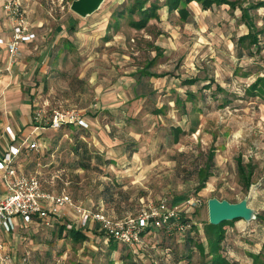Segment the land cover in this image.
<instances>
[{
  "label": "rangeland",
  "instance_id": "obj_1",
  "mask_svg": "<svg viewBox=\"0 0 264 264\" xmlns=\"http://www.w3.org/2000/svg\"><path fill=\"white\" fill-rule=\"evenodd\" d=\"M132 1L105 0L92 15L81 17L71 10V0H21L36 37L22 44L15 63L9 57L15 81L5 85L3 74L9 71H1L0 100L9 103L0 104V114L7 122L21 124L19 134L27 138L25 128L30 131L38 124L37 111L41 110L42 122L54 109L81 112L88 128L66 124L55 130L42 125L45 128L38 130L40 135L32 137L38 148L28 150L21 145L22 153L17 157L20 171L38 176L48 191L71 193L83 207L105 210L118 219L136 217L147 203L156 204L160 198L179 204L185 198L199 197L203 204L194 210L185 208L184 214L196 222L204 243L210 197L234 202L248 197L250 206L264 215V94H246L248 86L264 73V39L261 37L260 51L253 47V56L246 50L239 54L234 40L248 28L240 21V9L232 11L226 4L203 10L193 2L189 22L174 12L168 19L163 15V20H150L143 29L130 27L126 17L114 23L113 13ZM252 12L261 26L264 7ZM1 14L11 22L4 29L9 38L12 19ZM152 46L162 48L152 70L165 75L146 80L158 90L153 98H134V72L156 55ZM192 76L202 80L182 84L184 78ZM210 80L211 87H204ZM217 84L226 92L215 95ZM186 90L197 94V108L192 110L193 102L187 101V114L175 103L177 94L186 98ZM226 96L231 101L221 105ZM163 104L165 114L155 115L152 109ZM192 120L199 121L194 132L190 129ZM0 121L5 120L0 117ZM176 125L185 130L178 142L169 131ZM78 139L112 163L93 159V167L81 168L74 150ZM210 148L216 153L214 175L205 188L196 191V167L206 161ZM239 156L255 166L248 191L239 181ZM108 184H119L114 187L113 198L104 194ZM247 222L261 221L231 220L224 226L225 230L234 227L235 242H230L239 250L241 242L254 244L252 237L243 236L236 228ZM31 225L22 226L15 235L3 233L4 252L10 254L12 264H107L108 239L100 228L92 227L88 240L75 243L64 233L60 236L55 224ZM163 237L161 229L150 232L146 244L143 237L148 264L166 260ZM179 238L176 241L180 244ZM119 256L120 250L112 253L113 260L121 264ZM193 257L195 261L201 259L198 252ZM166 262L174 264L171 259Z\"/></svg>",
  "mask_w": 264,
  "mask_h": 264
},
{
  "label": "trees",
  "instance_id": "obj_2",
  "mask_svg": "<svg viewBox=\"0 0 264 264\" xmlns=\"http://www.w3.org/2000/svg\"><path fill=\"white\" fill-rule=\"evenodd\" d=\"M244 1H247L248 4L244 5ZM192 2H197L203 10L212 9L214 6H220L223 4L229 5L232 11H235L239 8L241 11L240 21L246 24L248 28L247 33L240 35L234 40L239 54L243 55V51L246 50L250 56H253L254 46H256V52L261 50L260 41L261 37L264 39V21L263 24L259 26L252 11L257 10L260 7H264V0H164L163 3H160L159 0H133L128 6L125 5L120 10L115 11L112 17L115 23L119 22L120 18L127 17L129 26L142 29L148 26L151 19L160 18V9L163 6H167L170 13L177 11L180 19L182 21H186L191 14L189 5ZM152 47L157 51V54L151 59L148 58L144 65L138 68L134 73V76L136 77V84H138L139 87L136 97L140 99L147 96L151 97L156 93V90L150 87L151 83L146 81L148 78H159L164 77L165 75L164 73H158L152 70V67L162 52V48L160 46ZM247 75V73L241 74V76ZM205 78L207 77L205 76L203 79ZM200 80H202L200 76L187 77L182 80V84L192 85L199 82ZM212 83L213 81L210 80V82L205 84L204 87H211ZM217 92H226V89L220 84H217L216 92H214V94L216 95ZM258 93L264 94V75L257 76L256 79L246 89V94L248 96H254ZM201 97H204L203 93L201 94ZM187 101L193 102L192 110L197 108V94L192 90H186V98H183L180 94H177L175 103L178 107L182 108V113L186 114L188 113L186 105ZM230 101L231 100L226 96L223 98L221 105L225 106ZM165 111V104H163L161 107L156 106L152 109V112L155 115L165 114ZM198 124V120H192V125L190 127L191 132L196 131ZM62 127H64V125ZM169 131L174 137V142H178L180 140L181 134L185 133L184 128L180 125L171 126ZM74 150L79 155L78 165L81 168L88 169L93 167L91 164L93 159L101 163H112V160L103 158L102 154L99 152L94 154L89 148L88 144L86 142H82V140H77V145L74 146ZM215 155V148H210L207 153L206 161L196 167V175L198 180L196 191H200L205 188L209 178L214 175ZM237 172L239 175L240 184L243 186L245 191H248L253 184L255 166L251 163V161L245 163L243 158L240 156L237 159ZM117 185L119 184H108L104 189V194L106 196H108L109 193L113 194L114 187ZM118 193L121 194L123 192L119 191ZM74 200L76 201L75 198ZM257 218L264 224V215L258 214ZM237 220L240 219H236L234 222ZM227 224H230V221H224L218 225H213L209 221L206 223L204 231L208 242V250H206L204 244L197 238L199 231L196 222L192 224L190 230L182 238V241L184 240V242H180L182 247L180 246L179 242L176 241V239L180 237L179 232L173 230V232L168 233L165 229H161L164 234V237L162 238V247L163 249H168L172 253L171 255H173L172 257H174L176 262H179L183 259L188 260L189 262L195 254L194 248H197L199 255L201 256L200 264H235L228 260L227 253L223 246V242L226 237V230L224 229V226ZM55 225H57V232L60 236H62L64 233L67 238H70L75 243L84 242L90 237V234L86 228L78 226L77 224H74L71 228H68L65 222L59 223L56 221ZM143 234L144 231L142 235ZM107 239L108 242L105 248L107 264H115V260L112 258V253L117 250H120V259L122 260L123 264H145L140 260H135L137 255L133 252V248L131 246L121 243L113 237H107ZM120 243L122 244L121 248L119 247ZM100 253L102 252L100 251ZM252 257L253 264H264V249L258 254H252Z\"/></svg>",
  "mask_w": 264,
  "mask_h": 264
},
{
  "label": "built area",
  "instance_id": "obj_3",
  "mask_svg": "<svg viewBox=\"0 0 264 264\" xmlns=\"http://www.w3.org/2000/svg\"><path fill=\"white\" fill-rule=\"evenodd\" d=\"M6 13L12 19V35L7 38L0 36V49L6 46L11 62L15 63L22 44L31 42L36 34L29 28L26 11L21 0H5L0 6V14ZM1 76V70H0ZM43 111V110H42ZM38 124L49 125L58 130L63 125L72 124L88 128V120L75 109H54L48 120H42L41 110L36 112ZM10 143L7 150L0 155V171L7 179L8 195H0V264H12L9 253L4 252L2 233L11 234L18 225L29 226L36 220L40 224L53 226L61 215H69L70 209L77 215L81 227L91 228L92 224L99 226L107 237H113L119 242L131 247L141 244L142 233L148 229H165L168 233L176 230L181 237L190 230L192 221L184 214L185 208L196 209L203 204L201 198L191 196L179 204H172L168 199L161 198L156 204L147 203L136 217L118 219L108 216L102 209L90 210L84 208L74 198L66 193L56 194L42 188L41 181L36 175H26L13 162L21 148L15 145L19 140L12 126L5 127ZM1 144V141H0ZM38 148L37 142L30 143L26 149ZM72 224H68L71 228Z\"/></svg>",
  "mask_w": 264,
  "mask_h": 264
},
{
  "label": "crops",
  "instance_id": "obj_4",
  "mask_svg": "<svg viewBox=\"0 0 264 264\" xmlns=\"http://www.w3.org/2000/svg\"><path fill=\"white\" fill-rule=\"evenodd\" d=\"M3 2H4V0H0V6L3 4ZM23 3H24V1H23ZM193 3V2H192ZM194 3H196L197 4V2H194ZM227 5V4H226ZM202 8V7H201ZM174 13V12H173ZM176 13H178L177 11H176ZM170 14H172V13H170L169 11H168V7L167 6H163L161 9H160V20H163L164 19V16L163 15H165V18L166 19H168L169 18V15ZM179 15V14H178ZM4 18H3V17ZM3 18V19H0V36H3V37H5L6 35H5V28L6 27H9V26H11V22H10V20H8L7 19V17L5 16V15H3V14H0V18ZM190 17H191V14H190V16H189V18L186 20V21H183V22H189L188 20L190 19ZM127 18V17H126ZM154 20H157V18H153ZM153 19H151V20H153ZM128 20V19H127ZM119 22H120V19H119ZM118 22V23H119ZM115 23V22H114ZM153 23V22H152ZM149 25V24H148ZM131 27V26H130ZM148 27V26H147ZM132 28H134V27H132ZM134 29H137V28H134ZM143 29V28H142ZM156 54H157V52H156ZM9 53H8V50H7V48H6V46H3V47H1V49H0V70L3 72H5V71H9L8 73H4L3 74V77H5L4 79H3V83H5V85H9L11 82H13V81H15V78L14 77H12L11 76V72L12 71H10V69H11V65L10 64H8V62H9ZM145 63V62H144ZM143 66V65H142ZM142 66H139L138 68H140V67H142ZM137 68V69H138ZM3 69V70H2ZM136 69V70H137ZM136 72V71H135ZM134 72V73H135ZM261 76L262 75H264V73H261L260 74ZM2 77V78H3ZM13 78V79H12ZM149 82V81H148ZM149 83H151V85H150V87H152L154 90H156V93H157V88L153 85V83L150 81ZM132 88H133V92H134V98H137L136 97V95H137V93H138V84H136V80H135V84H133L132 85ZM8 89V88H7ZM5 90L6 92H9L10 90L8 89V90ZM136 90H137V92H136ZM140 92V91H139ZM155 93V94H156ZM155 95H153V96H151V97H149V96H147V97H144V99L145 98H147V99H151V98H153ZM175 101H176V99H175ZM4 102H7V103H9V101L8 100H0V104H3ZM10 102H11V100H10ZM0 117L2 118V120H5L4 121V123H3V121H0V132H2V134L0 135V141H1V144H0V155H2L6 150H7V148H8V145H9V143H10V139L8 138V136H7V133L5 132V127L6 126H8V125H11L12 127H13V129L17 132V134H18V136H19V140H18V142H16L15 143V145H17V146H19V147H24L25 149H26V147L30 144V143H32V142H37L35 139H33L32 137H33V135L34 134H36V135H40V131L38 132V130L39 129H35L34 127H30L29 128V130L30 131H28V129H26L25 128V132H24V135H26L27 136V138L28 139H30L31 138V140L30 141H28L27 142V138H24V137H22L20 134H19V132L20 131H22L21 130V128H22V125L21 124H19V123H13V122H11V121H8L7 122V118H5V119H3L5 116H4V114H0ZM24 125H26L25 123H23ZM42 128H45V127H41L40 129H42ZM28 133H27V132ZM37 144H38V146H39V143L37 142ZM22 145V146H21ZM22 147V148H23ZM134 152H136V151H134ZM22 153V150L20 151V153L16 156V159H15V161L13 162V164H14V166H16L17 168H18V165H17V157L18 156H20V154ZM240 157V156H239ZM238 157V158H239ZM238 158H236V161H237V159ZM243 161H244V159H243ZM245 162V161H244ZM110 165V164H109ZM144 166H145V164H144ZM111 183H113V181L111 182ZM41 185H42V183H41ZM43 186V185H42ZM44 190H46V191H48L47 189H45L44 187H42ZM6 194V196H7V194H8V191H7V179H6V177H5V175H4V173L3 172H1L0 171V195L2 196V195H5ZM57 194V193H56ZM58 194H60V193H58ZM70 195L71 196H73L71 193H70ZM114 196H116V192H113V194H111V193H109V196H108V198L109 197H111V198H113ZM3 197V196H2ZM107 199V198H106ZM161 199V198H160ZM78 203H80V201H78V200H76ZM81 204V203H80ZM84 208H86V207H84ZM86 209H89V207L88 208H86ZM104 211V213L106 214V215H108V216H111L110 214H108L107 212H105V210H103ZM112 217V216H111ZM129 217H133V216H125L124 218H121V219H125V218H129ZM61 219V218H60ZM59 223H64L65 222V224L67 225V227H68V224H72V226L74 225V224H77L78 226H80L79 225V223H78V221H77V215H75L74 214V211H72L71 209H70V213H69V215H67L66 216V219H65V217L62 219V220H57ZM238 221V220H237ZM245 221V220H244ZM236 222V221H235ZM34 225H40V223H39V221H35V222H33V224L31 225V226H34ZM92 226L93 227H96V228H99V226H97V225H94V224H92ZM21 228H22V226L21 225H18L17 227H16V229H15V231L13 232V233H11V235H15L16 234V232H17V230H21ZM238 230V232L239 233H241L243 236L245 235H247V236H249V237H252L251 239L254 241V244H252V245H250V244H248V243H246L245 241V243H242L241 242V244H240V249L241 250H239L238 248H236V246L232 243V242H230V241H234L235 240V233H233L232 234V232H234V227H231L230 229H228V230H226V233L228 234V236L226 235V237H225V240H224V242H223V246H224V249H225V251H226V253H227V256H228V260L230 261V262H233V263H235V264H253V257H252V254H258V253H260L263 249H264V224L263 223H261V222H259L258 224L257 223H255V224H251V222H247V224H243V225H241L239 228L238 227H236ZM91 229H92V227L91 228H86V230L88 231V232H91ZM153 231H154V229H148V230H146V231H144V234L142 235V237H144V243H145V237L146 236H148L149 234H150V232H152L153 233ZM201 233L202 232H200L199 231V234L197 235V238H198V240L199 241H202V240H204V238H202L201 237ZM232 236H233V238H232ZM5 234H3L2 233V240H3V243L5 244ZM229 237V238H228ZM182 238L183 237H181V239L179 238V240L178 241H180V240H182ZM205 242L203 243L204 244V246L206 247V250H208V242H207V238L205 237ZM228 241V242H227ZM147 242V241H146ZM180 242H184V240L183 241H180ZM203 242V241H202ZM235 242V241H234ZM146 244V243H145ZM5 247H6V244H5ZM133 248V252L137 255V257H135V260H140L141 262H144L145 264H148V262L145 260V253H144V248H145V245L143 246L142 244H140V245H138V246H134V247H132ZM146 249V248H145ZM195 249V252L194 253H197L198 252V250H197V248H194ZM236 249H238V250H236ZM166 252V255H167V257H166V260H164V259H162L161 260V264H165V263H167L166 261L167 260H170L171 259V261H173L174 262V264H200V261H201V259L199 258V260H194L193 258L194 257H192L191 259H190V261L188 262V260H185V259H183V260H180L179 262H176L175 260H174V258L172 259V253L168 250V249H164V253ZM199 253V252H198ZM144 256V257H143ZM119 261L121 262V264H123L122 263V260L120 259V256H119ZM118 262V260L117 259H115V264H118L117 263Z\"/></svg>",
  "mask_w": 264,
  "mask_h": 264
},
{
  "label": "water",
  "instance_id": "obj_5",
  "mask_svg": "<svg viewBox=\"0 0 264 264\" xmlns=\"http://www.w3.org/2000/svg\"><path fill=\"white\" fill-rule=\"evenodd\" d=\"M105 0H72L70 8L81 17H87L96 12ZM209 222L218 225L224 221L243 219L252 221L258 217V212L249 204V198L231 201L217 196L208 199Z\"/></svg>",
  "mask_w": 264,
  "mask_h": 264
}]
</instances>
